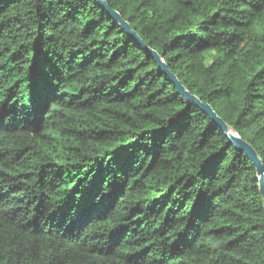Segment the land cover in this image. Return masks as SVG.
Masks as SVG:
<instances>
[{"label":"trees","instance_id":"1","mask_svg":"<svg viewBox=\"0 0 264 264\" xmlns=\"http://www.w3.org/2000/svg\"><path fill=\"white\" fill-rule=\"evenodd\" d=\"M264 164V0H105ZM0 264H264L257 169L97 0H0Z\"/></svg>","mask_w":264,"mask_h":264},{"label":"water","instance_id":"2","mask_svg":"<svg viewBox=\"0 0 264 264\" xmlns=\"http://www.w3.org/2000/svg\"><path fill=\"white\" fill-rule=\"evenodd\" d=\"M109 13L110 15L120 24L123 30L132 37L136 42H138L144 49L148 52V54L154 58L159 67L163 72H165L173 81L175 86L177 87L180 95L191 101L196 107L202 109L214 122L215 125L219 126L229 138V142L232 143L238 150H241L247 154V156L251 159L253 164L257 169V177L259 180L260 191L264 199V164L262 159L259 157L256 150L253 146L243 140L240 135L234 131L229 125L215 112L213 107L209 104L203 103L197 96L193 95L177 78L176 75L170 72L168 64L163 60L160 54L147 46L143 40L139 37V35L132 30L129 22L123 19L122 15L115 10H112L110 6L107 4L105 0H97Z\"/></svg>","mask_w":264,"mask_h":264}]
</instances>
